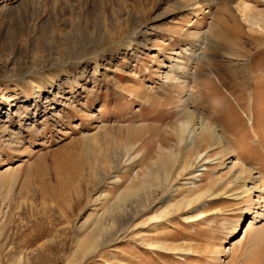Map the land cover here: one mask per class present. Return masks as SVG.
<instances>
[{
	"label": "rangeland",
	"instance_id": "374dc122",
	"mask_svg": "<svg viewBox=\"0 0 264 264\" xmlns=\"http://www.w3.org/2000/svg\"><path fill=\"white\" fill-rule=\"evenodd\" d=\"M242 2L264 16V0H0V264L75 263L97 234L76 264H264L244 186L264 187V36ZM185 122L217 133L188 145ZM200 154L217 159L184 185Z\"/></svg>",
	"mask_w": 264,
	"mask_h": 264
},
{
	"label": "bare ground",
	"instance_id": "6f19581e",
	"mask_svg": "<svg viewBox=\"0 0 264 264\" xmlns=\"http://www.w3.org/2000/svg\"><path fill=\"white\" fill-rule=\"evenodd\" d=\"M255 7V6H254ZM251 9H252V7H251V5L249 4V3H247V2H242V3H239L236 7H235V11H236V13H237V16L239 17V19L248 27V29L251 31V32H254V33H257V34H262V36H264V16H259V15H257V16H255L254 14H252L251 13ZM253 10V9H252ZM29 28V27H28ZM24 29V28H23ZM28 30V29H27ZM216 29H214V27H212L211 29H210V31H211V33L213 34L214 33V35L216 36V34H215V31ZM27 33V32H26ZM29 33V32H28ZM195 48V47H194ZM196 50V49H195ZM183 51H184V53L185 52H188V51H191V48L190 47H185L184 49H183ZM190 53V52H189ZM174 63L172 62V65H173ZM178 64V66L179 67H181L182 66V63H177ZM176 64V65H177ZM170 67V66H169ZM30 68V67H29ZM172 68H173V66H172ZM172 68H169V70H172ZM31 71H32V69H31ZM169 73H171V72H169ZM164 77H165V80H166V78L168 79V74L166 73L165 75H164ZM182 84V83H181ZM45 100V102H50V100H49V98H45L44 99ZM184 122V121H183ZM198 127V129H195V128H193L191 125H190V123L189 122H185V123H181V125H180V131H179V134H181V136L182 135H186L187 134V136L189 137V143H188V145H191L192 143H193V141H194V138H195V136L198 134V132H203V131H206V130H209V131H211V133H217V131H216V128H210L209 126H208V124L206 123V122H202V123H200V125L199 126H197ZM104 133H105V131H104ZM208 133H210V132H208ZM204 134H206V133H204ZM105 135V134H104ZM103 135V136H104ZM97 136V135H96ZM214 136V135H213ZM212 136V137H213ZM95 137V136H94ZM184 137V136H183ZM107 138V137H106ZM105 138V139H106ZM202 138V137H201ZM97 139V138H96ZM103 139V138H102ZM203 139V138H202ZM95 140V139H94ZM104 140V139H103ZM196 140V139H195ZM93 141V140H92ZM101 143H102V140H101ZM114 145V144H113ZM95 146H96V144H95ZM98 147V146H97ZM100 147V146H99ZM104 147V146H103ZM99 149V148H98ZM100 150H101V147H100ZM104 150V149H103ZM105 150H106V148H105ZM108 150V149H107ZM99 151V150H98ZM102 151V150H101ZM107 152V151H106ZM105 152V153H106ZM104 153V154H105ZM219 158V157H218ZM238 157H236L235 156V154H233L232 152H230V153H227V156L225 157V161L226 160H228V162L229 163H231L232 164V166H235L236 165V163L237 162H239L238 161V159H237ZM216 159H217V157L216 158H214V159H205L204 158V156L202 155V154H200V155H198L197 157H196V161L198 162V161H201V160H203V163L199 166V167H197L194 171H192L191 173H190V176L189 177H187L186 179L187 180H185L184 182H183V184L184 185H187V184H191V183H194V181L197 179V177L201 174V172L203 171V170H205V166H204V162H206V161H208V162H213V161H216ZM225 161H223V162H225ZM222 162V160H221V164L223 163ZM196 163V162H195ZM224 164V163H223ZM162 168H164V167H162ZM150 170V169H149ZM164 170V169H163ZM151 171V170H150ZM3 173V172H2ZM152 173V172H151ZM165 173V172H164ZM150 174V173H149ZM156 174V173H155ZM161 174H163V172L161 173ZM251 174V173H250ZM146 175V174H145ZM144 176V175H143ZM148 176H150V175H148ZM148 176H147V179H148ZM151 176H153V173H152V175ZM115 177V176H114ZM113 177V178H114ZM150 178H152V177H150ZM154 178V180H155V177H153ZM158 179V178H157ZM154 180L152 181V183H155L154 182ZM248 180V179H247ZM260 180H261V177H260V174L259 173H257L255 176H253V175H250V177H249V183L247 184V185H244V186H246V190L247 191H250V192H254L256 195H255V197H256V199H255V201H256V203H264V187L262 186V184L260 183ZM120 182V178L119 177H116V179H115V181H114V183H119ZM151 184V183H150ZM166 184V183H165ZM142 185V184H141ZM143 185H144V183H143ZM131 186H132V184L130 185V188H131ZM146 186V185H145ZM136 187V186H135ZM141 187V186H140ZM143 187V186H142ZM132 188H133V186H132ZM137 188V187H136ZM136 188H134L135 190H133V189H124L122 192H120L119 193V195H117V198H116V200H115V203H114V205H113V207H112V209H111V217H112V222H110V224L108 225L110 228H112L114 225H113V221L115 220V218L116 217H119V215L120 214H122V212H126L125 211V201H126V199H127V197L128 196H132V195H135L136 194ZM138 188H139V186H138ZM145 188H148V187H145ZM142 189V188H141ZM144 189H142V191H143ZM139 191V190H138ZM246 191V192H247ZM245 192V191H244ZM202 193H204V192H202ZM202 193L200 194V195H198L197 196V198H200L201 196H203L202 195ZM206 194V193H205ZM136 196H137V194H136ZM138 196H140V195H138ZM169 196V195H168ZM209 196H212L211 194H209ZM132 198V197H131ZM129 199V200H132V199ZM134 198V197H133ZM137 199V198H136ZM135 199V200H136ZM168 198L167 197H165L162 201H166ZM188 203V202H187ZM179 204V203H178ZM176 205V204H175ZM180 205V204H179ZM186 206H188V205H186ZM179 207V206H178ZM261 210V209H260ZM259 211V210H258ZM258 211H255L254 212V214H253V217L250 219V223H249V225H248V227H250L251 225H252V223H256V220H257V218H261L262 217V220H264V205H263V207H262V210L260 211V212H258ZM130 213V212H129ZM129 213H128V215H129ZM164 213V212H163ZM165 213H166V211H165ZM168 213V212H167ZM107 215V214H106ZM123 215V214H122ZM135 215V214H134ZM162 215V214H161ZM100 216V215H99ZM96 217V219H95V226H93V227H95V230L97 231V233H100L99 231H103V230H105L106 229V225H104V221L101 219V217ZM110 216V215H109ZM108 216V217H109ZM132 216V215H131ZM157 215H152L151 216V220L153 221V218L154 217H156ZM89 217V216H88ZM125 217V216H124ZM120 218V217H119ZM117 219V218H116ZM129 219V221H131L133 218L132 217H129L128 218ZM154 219H156V218H154ZM107 220V219H106ZM123 220V219H122ZM127 220V219H126ZM261 220V221H262ZM117 221V220H116ZM155 221V220H154ZM86 222V221H85ZM120 222V221H119ZM126 222V221H125ZM124 222V223H125ZM118 223V222H117ZM115 224V223H114ZM141 224H143V223H141ZM121 225V224H120ZM108 228V227H107ZM114 228V227H113ZM120 228V227H119ZM128 228V227H127ZM114 230H116V229H114ZM119 230V229H118ZM117 231V230H116ZM109 232H111V231H109ZM118 232V231H117ZM114 233V232H113ZM257 233V232H256ZM107 234H108V232H107ZM116 234V233H115ZM253 234V233H252ZM96 235V234H95ZM98 236H97V238H94V236L89 240V241H86V243L84 244V245H82L81 247L79 246V251L77 252L78 253V255H77V261L75 262V263H71V264H76L78 261H81V260H83V259H85L87 256H90L91 254H94L100 247H101V245H106L110 240H109V238H104V239H101L100 238V235L99 234H97ZM105 235V234H104ZM255 235V234H254ZM254 235H252V238L253 237H255ZM112 236V235H111ZM115 236V235H114ZM257 238V237H256ZM81 242V241H80ZM42 244V243H41ZM75 254V253H74ZM73 257V256H72Z\"/></svg>",
	"mask_w": 264,
	"mask_h": 264
}]
</instances>
